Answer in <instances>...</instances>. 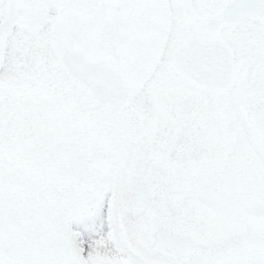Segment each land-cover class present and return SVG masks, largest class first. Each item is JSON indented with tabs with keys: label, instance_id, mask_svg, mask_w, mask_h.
Here are the masks:
<instances>
[{
	"label": "snow or ice",
	"instance_id": "obj_1",
	"mask_svg": "<svg viewBox=\"0 0 264 264\" xmlns=\"http://www.w3.org/2000/svg\"><path fill=\"white\" fill-rule=\"evenodd\" d=\"M0 264H264V0H0Z\"/></svg>",
	"mask_w": 264,
	"mask_h": 264
}]
</instances>
